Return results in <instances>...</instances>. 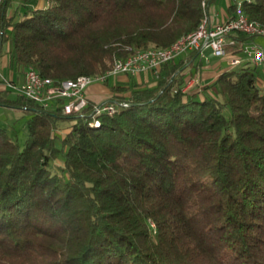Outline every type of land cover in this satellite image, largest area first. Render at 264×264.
I'll return each mask as SVG.
<instances>
[{
  "label": "trees",
  "instance_id": "trees-1",
  "mask_svg": "<svg viewBox=\"0 0 264 264\" xmlns=\"http://www.w3.org/2000/svg\"><path fill=\"white\" fill-rule=\"evenodd\" d=\"M25 1L0 0V54L56 83L166 47L204 15L202 0ZM241 8L264 26V0ZM230 36L225 59L253 38ZM185 67L175 57L149 85L107 78L105 100L129 105L98 126L96 102L67 114L64 98L43 107L0 85V106L29 113L22 146L0 121V264H264V74L242 61L183 91Z\"/></svg>",
  "mask_w": 264,
  "mask_h": 264
},
{
  "label": "built area",
  "instance_id": "built-area-1",
  "mask_svg": "<svg viewBox=\"0 0 264 264\" xmlns=\"http://www.w3.org/2000/svg\"><path fill=\"white\" fill-rule=\"evenodd\" d=\"M232 31H241L247 36H262L264 32L257 28V22L248 21L245 13H240V9H234L231 16L223 20L213 21L209 16V5L206 7V22L202 31L193 34L192 37H185L179 44L173 46V51L161 53L158 49H151L141 54H136L130 60L116 58L115 66L111 74H103V79L75 80L74 83L45 82L43 78H36L32 75V68L28 66L24 70L22 81H14L0 74V85L9 88L14 93L32 99L41 106L46 107L52 100L64 98L62 106L64 113H81L88 104L86 87L94 82H103L107 78L117 74H127L135 76L141 72L148 71L153 77H157L161 66L178 56L185 55L191 51H196L198 55L204 56L205 50L209 49L211 55L224 57L227 53V46L236 43V39L230 36ZM239 54L228 58L229 65H236L241 61H248L252 65L264 67V46L254 42L245 41L239 46ZM195 75H187L182 85V90L187 91L193 87L201 88ZM129 104L128 102H118L102 100L93 105L91 115L94 119L95 111H106L113 114L118 107Z\"/></svg>",
  "mask_w": 264,
  "mask_h": 264
},
{
  "label": "crops",
  "instance_id": "crops-1",
  "mask_svg": "<svg viewBox=\"0 0 264 264\" xmlns=\"http://www.w3.org/2000/svg\"><path fill=\"white\" fill-rule=\"evenodd\" d=\"M24 4L28 6H32L33 8H40V7H44L46 3L44 0H27L25 1ZM211 6L212 4L209 5V11L211 9ZM209 16H210V19L213 21L223 20L224 18H226L224 17L221 11L217 12L215 10H213V14L209 13ZM250 40L254 42L257 41V43L264 46V41L263 42L259 41L258 39L254 37L251 38ZM1 55L3 56H2V59L0 60V74L8 78L13 77L14 81H17V82L22 81L23 76H24V73H22L23 71L22 72L12 71V69L7 68L9 65V55H8V45L7 44L4 45L0 56ZM185 56L186 54L182 55L184 59V63L186 65L185 70H184L186 72L185 76L190 75V74L195 75L198 77L199 82L202 83L203 85L212 82L222 70L232 66V65H229L228 59H225L224 57L213 56L211 55V52H209L207 54V57L205 58L199 55L200 65L197 67L195 66L193 67V64H190V62L187 61ZM212 57H216L217 59L214 62H211ZM226 65L228 67H225ZM151 78H152V75L150 74V72L144 71L139 76H135L134 80L136 81V83H142V84L146 83V85H149L152 83ZM111 80L113 79L111 78ZM114 80L119 81V82L127 81L128 75L122 74V73L118 74L114 78ZM85 93H86L88 100L97 103V102H100L106 99L110 95V90L102 82H94V83L89 84L86 87Z\"/></svg>",
  "mask_w": 264,
  "mask_h": 264
},
{
  "label": "bare ground",
  "instance_id": "bare-ground-1",
  "mask_svg": "<svg viewBox=\"0 0 264 264\" xmlns=\"http://www.w3.org/2000/svg\"><path fill=\"white\" fill-rule=\"evenodd\" d=\"M202 4V7L204 8V15L200 21V23L198 24V26L186 33V34H182L180 35V37H178L175 41H173L170 45L166 46V47H148V48H145V49H135V50H132L131 53H129L127 56L125 57H122V60H130L131 58H134L136 54H141L145 51H148V50H151V49H158L160 50L161 53H168V52H171L173 51V46L179 44L182 40H184L185 37H192L193 34H197L199 31H202V29L204 28V25H205V22H206V7L208 5V0H202L201 2ZM235 9H240V13H243L242 11V8H241V0H237L236 3H235ZM247 20L248 21H254V20H250L248 19L247 17ZM254 22H257V21H254ZM257 28L264 32V26L261 25L260 23L257 22ZM119 58V57H118ZM115 61H116V58L113 60V65L111 68L107 69L105 72H103L102 74H96V75H78L76 78H71V79H64V80H61L60 83H74L75 80H81V79H91V80H98V79H103V74H111V72L113 71V68L115 66ZM32 75L36 78H43V76L39 75L38 72L35 70V68H32ZM44 80L45 82H54L50 77H44ZM129 104H126L124 106H127ZM122 107V106H121ZM121 107H118L121 108ZM101 114H107V115H111V113H108L106 111H95L94 112V119L92 121L89 122V124L91 126H98L99 125V120L97 119V116L98 115H101Z\"/></svg>",
  "mask_w": 264,
  "mask_h": 264
},
{
  "label": "rangeland",
  "instance_id": "rangeland-1",
  "mask_svg": "<svg viewBox=\"0 0 264 264\" xmlns=\"http://www.w3.org/2000/svg\"><path fill=\"white\" fill-rule=\"evenodd\" d=\"M229 0H215L212 3L211 9L209 13L213 14V10L215 11H221L224 15V17L229 16V13L227 12V5H228ZM254 38L258 39L259 41H264V38L262 36H254ZM257 42V41H256ZM9 47V46H8ZM209 49L205 50L204 53V58L207 57V54L209 53ZM2 56H0V60L2 59ZM217 58L212 57L211 62H214ZM245 61V60H243ZM242 62V61H241ZM225 67H228L227 65ZM8 69H12V66L9 64ZM261 71L264 74V67L260 68ZM13 71V70H12ZM24 73V72H22ZM263 79V80H262ZM261 80L263 82L260 83V85H264V77ZM15 93L11 91L9 93L10 96H13ZM29 117V113L26 112L23 109H14V108H8V107H3L0 106V121L5 122L9 127L14 128L16 131V136H17V141L20 146H22L24 140L26 139L27 136V131L25 127V121ZM64 126L68 125L70 122L69 121H63L62 122ZM61 134L64 133V130L62 129ZM54 167L58 170L59 165H61V161L55 160L53 162Z\"/></svg>",
  "mask_w": 264,
  "mask_h": 264
}]
</instances>
